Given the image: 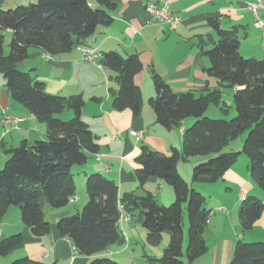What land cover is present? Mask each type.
Listing matches in <instances>:
<instances>
[{
  "label": "trees",
  "instance_id": "obj_1",
  "mask_svg": "<svg viewBox=\"0 0 264 264\" xmlns=\"http://www.w3.org/2000/svg\"><path fill=\"white\" fill-rule=\"evenodd\" d=\"M4 1L0 0V74L11 99L45 124L46 138L23 140L7 151L8 158L0 169V221L10 207H18L24 227L33 237L41 238L50 232L44 207L63 208L76 196L71 169L85 164L99 146L81 117L82 97L50 95L44 83L30 72L18 69V65L27 60L30 49L54 58L81 48L98 27L112 24L116 5L110 0H36L4 11L1 8ZM209 25L217 40L209 50H202L208 60L205 72L218 80L221 87L233 90L235 116L229 120L204 117L210 104L218 106L220 102L221 111L227 114L220 90L176 93L159 76L153 75L154 96L148 103L156 123L172 130L179 129L188 118L194 122L183 130L180 150L171 148L165 155L141 146L135 158V176L139 188L150 178L163 181L172 189L174 201L169 206L160 205L149 192L126 193L118 198L114 181L98 173L88 175L87 201L81 212L60 218L55 224L58 235L68 239L79 255L91 258L88 264H119L99 255L120 239L122 211L128 216L139 211L148 246H159L163 234L168 235V244L157 264H192L206 253L203 238L209 219V211L204 207L206 198L178 173L177 165L181 161L205 158L193 167L191 182L210 185L221 180L239 155L244 154L252 182L264 193V61L241 56L236 28L222 29L217 20H210ZM4 32L11 34L7 55L3 50ZM98 66L112 72L118 85L111 100L112 109L129 110L133 116H139L143 100L134 82L142 71L138 55L103 52ZM66 110L72 112V118L66 121L57 118ZM243 134L241 151L224 152L231 141ZM263 210L260 198L246 196L238 208L240 233L250 231ZM23 245L22 233L0 239V257ZM10 264L43 263L21 257ZM229 264H264V242H244L239 238Z\"/></svg>",
  "mask_w": 264,
  "mask_h": 264
},
{
  "label": "crops",
  "instance_id": "obj_2",
  "mask_svg": "<svg viewBox=\"0 0 264 264\" xmlns=\"http://www.w3.org/2000/svg\"><path fill=\"white\" fill-rule=\"evenodd\" d=\"M110 1L116 5L112 24L98 27L96 34L80 46L97 55L93 62L84 60L77 49L49 61L44 58V54L35 50L29 52L27 60L20 64L22 67L28 64L21 71L30 72L44 83L46 93L82 97L84 106L81 117L96 136L99 146L98 152L90 155L85 164L71 169L77 187L76 196L63 208L44 207V217L47 214L50 217L48 235L33 237L22 224L19 208L15 206L10 207L0 221V239L22 233L24 245L19 249L21 255L43 264L89 263L91 258L79 255L68 239L58 235L55 224L60 218L80 213L87 201L85 180L90 174L98 173L114 181L118 187V198L126 193L142 195L149 192L158 204L164 206L167 204L161 198L158 200L162 192L166 196L164 201H174L172 189L159 179L150 178L142 188L138 187L135 158L141 146L165 155L170 153L171 148L180 150L182 132L194 122L186 119L179 129L172 130L156 123L148 103L154 96L153 75L159 76L176 93L193 91L199 94L216 89L222 93L225 90L218 80L208 77L205 72L208 60L202 55V50H209L217 40L215 31L209 25L210 20H217L222 29H237L241 56L264 61V33L256 27L254 17L247 9V3L253 0H170V10L180 17L173 31L150 21L145 11L149 0ZM260 16L264 18V10ZM259 32H262V38L255 44ZM107 51H115L122 56L137 54L142 63V71L134 78L143 100L141 113L137 117L129 110L115 111L111 107L118 85L112 72L98 66V58ZM7 117L17 119V122L4 123ZM131 132L142 133V140L135 139ZM45 138V124L38 122L22 105L11 99L2 77L0 169L8 158L7 151L16 148L20 142ZM231 151L229 149L226 152ZM195 158H202L196 159L195 165L206 160L203 157ZM247 163L246 157L240 156L216 183L191 185L210 203L204 206L209 211L203 233L207 251L192 264H229L234 244L239 238L244 242H264V210L248 233H240V202L246 196L253 195L264 203V193L252 182ZM177 170L183 177L179 163ZM153 185L161 191H152ZM132 222H136V225H131ZM119 230L118 242L104 252L108 254L99 256L112 255L110 258L119 264L122 260V264H157L156 260L168 242L157 247L146 245V230L140 224L139 211L120 218ZM138 247L142 254L135 256ZM116 255L117 258H114ZM12 261L13 257H0V264H10Z\"/></svg>",
  "mask_w": 264,
  "mask_h": 264
},
{
  "label": "rangeland",
  "instance_id": "obj_3",
  "mask_svg": "<svg viewBox=\"0 0 264 264\" xmlns=\"http://www.w3.org/2000/svg\"><path fill=\"white\" fill-rule=\"evenodd\" d=\"M35 1L36 0H5L2 3L1 8H2V10L6 11V10H9V9H14L17 6H27L28 4L34 3ZM261 31L264 33L263 30H261ZM262 32L261 33L260 32L258 33V35H257L258 36L257 37L258 39H257V41H255V44H257L258 41L261 40V38H262ZM4 38L5 39H4L3 50H4V54L7 55L9 53V44H10V40H11V34H10V32H4ZM31 51H35V49H30L29 52H31ZM30 64H31V62H30ZM24 66L27 67L28 64H24ZM25 67H22V65H20L19 69L20 70H25ZM0 79H2L1 74H0ZM221 94H222L221 100H222V102H225L226 103V106H227V109H226L227 110V114H224L221 111L222 103L220 102L218 106H215L214 104H210L208 106V108H207V110H206V112L204 114V117L205 118H209V119H227V120H229V119H232L235 116V110H234V106H233V100H232L231 90L225 88V90H223ZM229 106H230V108H229ZM59 117H61L63 121H66V120H69L70 118H72V113H71V111L69 112V111L66 110V111H64L61 114V116H58L57 118H59ZM188 119L194 120L193 118H188ZM244 137H245V135L243 134V135L239 136L237 139L231 141L229 143V145L226 146V148L224 149V152L225 151H228L229 149H231V150H233L235 152H236V150H240L241 151ZM240 156L241 157H246L244 154H240L239 157ZM196 159H202V158L192 157V158H189L186 161L179 162L180 172L183 174V177H184V178L183 177L182 178L190 186L191 185H193V186L194 185H197V184H194V183L191 182V172H192L193 167L195 166L194 161ZM151 188H152V191H154V192L161 191L157 187H155L154 185ZM161 193L162 192H160V195L158 196V200L161 198V200L165 204H167V205H164V206H169V204H171V203H168V201H164L166 196L165 195H162ZM209 204H210L209 201H207L206 204H205V206L207 207V206H209ZM46 207H48L49 209H51L49 206H46ZM45 218H46L47 221L50 220V217H49L48 214L46 215ZM183 222H184V244H183V250H184V253H185V244H186L185 236H186V233H187V220H186V214H185V212H184V216H183ZM131 225H133V226L136 225V222H132ZM246 233H248V232H246ZM163 238L164 239H162L161 244L162 243H166L167 244V242H168V235L166 233L163 234ZM257 242H260V241H257ZM148 247H151V246H148ZM139 253L142 254V250H141L140 247L137 248V253H135V256L136 255L138 256ZM21 254H22L21 251L18 249V250H15L14 252H12L11 254H9L8 257H13V260H15V259H18V258L23 257ZM104 254H108V253H104ZM107 257H111L112 258V255H110V256L107 255ZM114 258H117V255ZM120 263L122 264V263H124V261L122 260Z\"/></svg>",
  "mask_w": 264,
  "mask_h": 264
},
{
  "label": "built area",
  "instance_id": "obj_4",
  "mask_svg": "<svg viewBox=\"0 0 264 264\" xmlns=\"http://www.w3.org/2000/svg\"><path fill=\"white\" fill-rule=\"evenodd\" d=\"M169 3L170 0H149L145 5V11L149 16L150 21L161 24L167 27V29L173 31L179 24L180 17L170 10ZM247 9L253 15L256 27L264 31V18L260 16L261 11L264 10V0H253L247 3ZM77 50L80 52L82 58L88 62H93L97 58V55L92 51L81 48H78ZM44 58L48 61L53 59L49 55H44ZM11 121L17 122V119H10L8 117L4 119V123ZM5 132L8 131L6 130ZM130 134L137 140H142L143 138L142 133L139 132H131ZM120 218H125L123 211Z\"/></svg>",
  "mask_w": 264,
  "mask_h": 264
}]
</instances>
